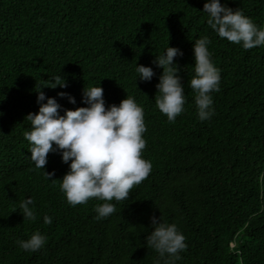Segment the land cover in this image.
Wrapping results in <instances>:
<instances>
[{"label":"trees","instance_id":"1","mask_svg":"<svg viewBox=\"0 0 264 264\" xmlns=\"http://www.w3.org/2000/svg\"><path fill=\"white\" fill-rule=\"evenodd\" d=\"M206 2L0 0V264H163L146 244L153 216L186 237L176 264H264V46L246 50L220 38L207 24ZM221 3L264 27V0ZM204 36L221 81L212 93L215 114L200 121L190 80L193 44ZM167 46L183 51L174 63L185 111L174 123L155 104L163 68L153 61ZM136 65L152 67V80L137 79ZM57 75L67 87H51ZM90 85L103 88L106 107L127 94L143 107L142 155L152 164L102 219L95 206L103 201L67 203L60 180L70 162L50 152L44 170L36 168L23 135L31 130L27 115L39 112V90L63 115L88 106L83 89ZM27 197L35 201L34 221L19 210ZM36 231L46 236L44 246L20 248L16 241Z\"/></svg>","mask_w":264,"mask_h":264},{"label":"clouds","instance_id":"2","mask_svg":"<svg viewBox=\"0 0 264 264\" xmlns=\"http://www.w3.org/2000/svg\"><path fill=\"white\" fill-rule=\"evenodd\" d=\"M207 24L222 39L241 45L244 49L264 46V27L258 26L242 10L231 9L221 0H207L204 4ZM208 36L197 39L193 44L194 72L190 86L195 95V105L200 121L210 120L215 114L213 92L220 91L221 74L211 59ZM183 56V51L169 47L163 54L156 56L153 64L163 68V74L156 85V107L166 115L169 122L184 111L186 98L179 68L174 58ZM137 79L151 81L154 76L152 67L136 65ZM59 75L52 77V88L67 87ZM137 82V81H136ZM76 104L75 97L58 93ZM47 99V102L44 101ZM38 113H30L26 119L31 130L23 135L29 142L31 160L38 169L45 168L49 153H60L69 171L60 180V190L69 205L86 204L90 199L103 201L95 206L97 219L109 217L116 211V204L129 198L131 190L142 183L152 170L151 161L143 158L146 147L144 133L147 131L144 109L134 96L128 95L120 104L106 107L104 90L99 86L83 89V103L87 107L75 110L65 109L61 115V105L55 98H48L38 91ZM45 172V171H44ZM46 177L54 172H45ZM35 201L27 197L20 202L19 210L27 220H36ZM16 211V210H14ZM44 223L52 224V217L45 214ZM153 230L146 237L147 247L154 249L163 264H176L180 253L188 247L185 235L175 223L162 222L161 217L151 219ZM46 236L36 231L27 240L16 243L25 251L36 252L46 243ZM157 264H160L158 261Z\"/></svg>","mask_w":264,"mask_h":264},{"label":"rangeland","instance_id":"3","mask_svg":"<svg viewBox=\"0 0 264 264\" xmlns=\"http://www.w3.org/2000/svg\"><path fill=\"white\" fill-rule=\"evenodd\" d=\"M236 246H237V244L234 242V243H233V248H236Z\"/></svg>","mask_w":264,"mask_h":264}]
</instances>
